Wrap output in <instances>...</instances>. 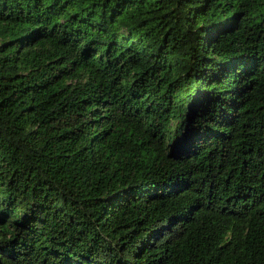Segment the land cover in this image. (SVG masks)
I'll use <instances>...</instances> for the list:
<instances>
[{
  "label": "trees",
  "instance_id": "16d2710c",
  "mask_svg": "<svg viewBox=\"0 0 264 264\" xmlns=\"http://www.w3.org/2000/svg\"><path fill=\"white\" fill-rule=\"evenodd\" d=\"M0 264H264V0H0Z\"/></svg>",
  "mask_w": 264,
  "mask_h": 264
}]
</instances>
